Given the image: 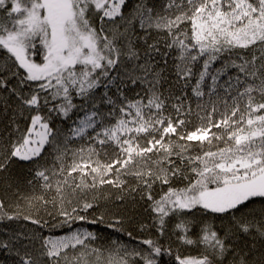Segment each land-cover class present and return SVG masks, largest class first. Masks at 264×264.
<instances>
[{"label": "snow or ice", "instance_id": "snow-or-ice-1", "mask_svg": "<svg viewBox=\"0 0 264 264\" xmlns=\"http://www.w3.org/2000/svg\"><path fill=\"white\" fill-rule=\"evenodd\" d=\"M0 264H264V0H0Z\"/></svg>", "mask_w": 264, "mask_h": 264}]
</instances>
